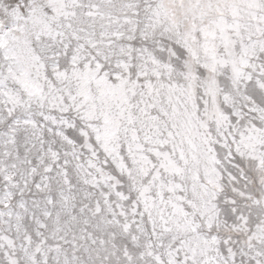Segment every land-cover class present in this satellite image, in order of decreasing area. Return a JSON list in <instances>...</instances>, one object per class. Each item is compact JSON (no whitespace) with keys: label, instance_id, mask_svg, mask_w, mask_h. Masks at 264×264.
I'll return each instance as SVG.
<instances>
[{"label":"snow or ice","instance_id":"6c2138e0","mask_svg":"<svg viewBox=\"0 0 264 264\" xmlns=\"http://www.w3.org/2000/svg\"><path fill=\"white\" fill-rule=\"evenodd\" d=\"M0 264H264V0H0Z\"/></svg>","mask_w":264,"mask_h":264}]
</instances>
